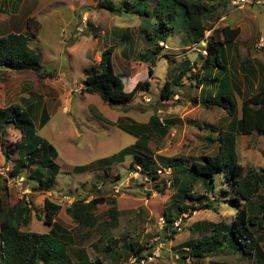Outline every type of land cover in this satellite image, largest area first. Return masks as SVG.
Here are the masks:
<instances>
[{"label":"rangeland","instance_id":"1","mask_svg":"<svg viewBox=\"0 0 264 264\" xmlns=\"http://www.w3.org/2000/svg\"><path fill=\"white\" fill-rule=\"evenodd\" d=\"M112 1L120 10L119 14L103 9L104 0H0L1 21L12 15L13 6L18 21L25 22L33 18V28L41 25L40 45L45 50L37 52L41 55L44 71L62 76L69 86L65 90V83L47 85L44 82L43 96L27 103L32 104L30 107L39 135L58 152L56 163L61 167V172L53 191L33 192L30 183L22 184L20 180L10 177L18 153L15 143L20 137L18 130L10 128L2 142L4 154L0 149L1 204L13 207L19 203H28L32 219L26 230L40 234L50 229L43 222L45 199L61 205L62 211L57 220L81 238L83 247L87 248L90 255H96L98 253H94L89 246L97 242L99 235L94 230L89 233V229L77 226L66 209L78 198L89 201L99 198L116 200L122 212L120 227L112 230L110 235L116 239L122 238V242L114 250L127 242V235L132 234L134 241L136 234H139L138 240L146 248L144 255L150 259L139 263L130 258L126 262L125 258L131 254L128 247L123 246L119 249L123 259L119 263L105 259L107 264H259L256 260H247L241 252L230 250L203 260L183 259L180 255L183 244L189 239L208 233L206 230H193L196 223L229 224L234 220L236 210L231 204L234 191L225 173L216 174L214 183L208 180V184L215 188L213 194L205 191L201 181H196L194 188L190 187L194 191L193 194L190 191L191 196L196 197L195 208L182 213V218L174 219L179 211L177 206H188L193 201L189 197L186 200L184 194H180L172 183L169 185L168 179L160 176L157 181H147L133 171L130 166L133 160L131 157L109 168L99 167L97 162L135 143L134 137L117 128L118 119H122L126 125H130V121L146 125L152 116H157L169 125V134L163 139L147 131V147L157 159L159 170L179 164L171 168L174 172L172 178H178L180 183L185 178L183 176L187 175L183 170L191 169L194 162H202L206 156L216 155L218 144L210 143L207 137L212 135L215 141L218 135L208 126L214 125L226 130L241 117L242 99L257 91L255 85L261 78L260 74L256 73L257 76L251 78L250 91L249 82L240 65H246L248 69L254 67L256 71L260 70L257 63L264 65V48L257 47L260 39L264 38V0H253V4L243 10L234 8L231 0H213L208 3V7L213 8L205 17V37H208L209 42L216 46L222 43L221 30L225 27L241 30L234 45L219 47V65L214 62L216 71H220L221 67L227 70L225 75L234 90L236 106L231 114L216 106L207 109L199 102L200 99H206L205 95L201 97V85L197 84V79L201 80L204 76L200 65L207 56L208 43L190 44L185 10L182 7H170L147 17L144 15L145 8L154 12L157 0L139 4L128 13L124 12L125 9L139 0ZM162 20L168 23L170 35L166 42L159 43L163 50L152 56L151 52L156 46L148 44L145 37L146 34H152L157 23ZM17 23L18 27L21 26ZM111 46H115V71L124 82L126 92H131L134 83L139 81H149L151 84L149 90L141 91L127 104L110 105L104 103L98 94L84 91L83 80L87 72H101L98 66L99 53ZM85 52L87 60L83 59ZM141 55L151 58L150 61H143L139 58ZM186 61H189L192 68L196 63L195 69L188 72L180 80L179 86L174 88L176 96L172 100L163 101L160 93L165 82L177 78L182 70L181 65ZM149 67L154 70L152 77L148 75ZM207 87L216 95L217 89L212 84ZM227 99L225 95L224 100ZM69 103L68 111L63 113L61 106ZM224 104L231 107L229 102ZM28 105L23 103L24 107ZM42 109L49 116V122L44 127L41 125ZM237 149L239 162L247 169H264V136H238ZM5 153L11 157L10 160H6ZM261 195H264L263 190ZM206 204L215 208L204 210ZM109 208L108 204L99 203L95 214L104 217L103 214ZM197 209L201 210L195 212ZM165 214L173 217V223L181 221L180 231L174 224L165 230ZM172 231H176L177 235L167 240L166 237ZM106 245L104 242L102 249Z\"/></svg>","mask_w":264,"mask_h":264},{"label":"trees","instance_id":"2","mask_svg":"<svg viewBox=\"0 0 264 264\" xmlns=\"http://www.w3.org/2000/svg\"><path fill=\"white\" fill-rule=\"evenodd\" d=\"M149 1L139 0L126 8L124 12L128 13L137 5L148 4ZM157 2L158 5L154 12L149 11L148 7L145 8V16L149 17L151 13L159 14L160 10L180 6L185 10L186 32L190 44H200L205 41V32L207 31L205 17L208 12H212L213 8L208 7V3L213 0H157ZM102 6L112 14L120 13L112 0H104ZM33 25H35L34 19L29 18L27 33H12L0 37V69L15 72L33 71L40 80L54 78L55 74L44 71L41 55L30 47L32 39L37 36L41 28L40 25L33 28ZM157 25L153 33L146 34L145 37L148 44L156 46L155 50L151 52L152 56H156L157 51L163 50V47H159V43L166 42L170 35V27L167 22L162 20ZM221 33L223 42L216 46L213 42L208 41L207 56L203 58L200 65L204 76L201 80L197 79V84L201 85V97L205 95L206 99H200L199 102L207 109L216 106L231 114L236 106L234 90L225 75L227 70L225 71V68L221 67L220 71H216L214 62L219 65L217 57L219 47L226 48L233 45L240 36L241 30L225 27ZM114 53L115 47L112 46L102 52L98 64L101 72L94 74L87 72L83 80L84 91L89 94H98L104 103L110 105L127 104L132 102L141 91L149 90L151 84L149 81H139L131 92H126L124 82L115 71ZM223 56L225 57L224 52ZM139 58L145 62L151 59L146 58V55H141ZM257 64L260 66V72L256 71L254 67L248 69L246 65L240 66L249 83L252 81L251 78L256 77L257 74H260L262 79L257 92L242 99L241 118L233 125H229L226 130L214 125L208 126L212 132H216L218 135V139L215 141L212 135L207 137L210 143L217 142V154L206 156L202 158V162H194L191 169L183 170L182 172L187 175L183 176L185 178H182L181 183L178 178L171 177L173 187L177 188L180 194H184L186 200L189 197L193 201L188 205L190 209L188 206H177L179 211L174 219L182 218V213L185 214L187 210L195 208L194 198L196 197L191 196V192L194 193L193 188L196 181H201L205 191L213 194L215 188L208 184V180L214 183L216 174L225 173L227 181L234 191V196L231 199V204L236 210L234 220L229 224L225 222L196 223L193 230H206L208 233L199 238H191L183 244V250L180 252L183 259L203 260L230 250L236 253L241 252V255L249 261L256 260L259 264H264V195H261L262 190L264 191V169L257 171L247 169L239 162L236 148L237 136L248 137L254 134L264 136V66L260 63ZM195 65L197 64L194 63L192 68L189 61H186L181 65L182 70L179 76L165 82L160 93L163 101L172 100L176 96L174 88L179 86L180 80L188 72L195 69ZM148 75L150 77L154 75L153 67L148 68ZM208 84H212L213 88L217 89L216 95L211 88L207 87ZM225 95L228 97L227 100H224ZM224 102H229L231 107L228 108ZM130 122V125H126L123 124L122 119H119L117 128L134 137L135 143L120 153L101 159L97 163L99 167L109 168L112 164L123 163L127 157H131L133 160L130 166L134 172L147 177V181H157L160 179L158 163L152 151L147 147L145 133L149 131L165 139L169 134V125L160 121L157 116H152L146 125ZM47 123L48 119L45 116L41 120L42 127ZM9 128L20 132V137L15 143L18 151L17 159L10 177L18 179L23 176L25 182L31 184L33 192L53 191L56 179L61 172V167L56 163L58 152L39 135L31 107L12 105L8 108H0V149L2 152V142ZM5 158L10 160L11 157L5 153ZM178 165L173 164L168 168ZM190 187L193 188L190 189ZM185 198L184 204L186 203ZM99 203H106L110 206L103 214L104 217L95 214ZM29 206L28 203L25 205L19 203L13 207H7L1 204L0 200V264H54L59 259L65 264L68 261L66 247L75 245L79 236H75V233L66 230L56 222L62 211V206L45 199L43 222L50 229L49 232L43 234L26 230L32 219V210ZM211 207L215 208L211 204H206L204 210H210ZM199 210L201 209H197L195 212ZM66 212L73 218L77 226L89 229V232L94 230L99 235V243L95 245L98 250L102 248L99 246L106 242L104 253L112 262L119 261L121 256L116 255L114 250L118 240L110 235L112 230L118 228L121 215L116 200L99 198L87 201L86 198H78L66 209ZM36 216L41 220L37 214ZM165 218V230L167 231L168 226H173L175 222L173 223L171 215L165 214ZM176 235L177 232L172 231L171 235L166 238L172 240ZM139 236L137 234L134 241L127 246L131 256L125 258L126 262L130 258H135L137 261L146 258L144 255L146 248L140 244ZM81 257L83 260L80 264H104L100 257L90 261L85 251H81ZM178 258L180 257L178 256Z\"/></svg>","mask_w":264,"mask_h":264},{"label":"crops","instance_id":"3","mask_svg":"<svg viewBox=\"0 0 264 264\" xmlns=\"http://www.w3.org/2000/svg\"><path fill=\"white\" fill-rule=\"evenodd\" d=\"M12 1L13 0H11V2ZM18 1L21 2L22 0H17V2ZM14 2H15V0H14ZM14 2L12 3V5H14ZM16 18H17L16 14H14L13 6H12V15L9 16V18L5 19L4 21L0 20V37L5 36V35H9V34H12V33H16V34H25V33H27V20L25 22H21V21H18ZM17 22H19L21 24V26L18 27V25H17L18 23ZM40 27H41V25H40ZM97 41H99V39ZM236 42H237V40L233 43V45ZM40 44H41V37L39 36V33H38L37 36L32 39V41L30 43V47L32 49L36 50V51L41 52V50H45V48H42V46ZM112 47H115V46H112ZM107 48H109V47H106L105 49H107ZM102 52L99 53V54L101 55ZM83 59L87 60V52L84 53ZM55 75H57V74H55ZM44 82L47 85H49L48 83H53L51 85H55V82L65 83L66 87L64 89L66 90V88L67 89L69 88V86L66 83V81L64 80V78L62 76H60V75H57L54 78H46L44 80H40V79H38L37 74L35 72H33V71L15 72V71L6 70V69H0V108H8V107H10L12 105H21V106H23V103L25 105H28L27 103H30L32 101V99H35V100L40 99L43 96V94H44L43 93V86L46 85V84H44ZM137 83H134V87L136 86ZM260 83H262V79L261 78L259 79V82H257V84L255 85L256 89H258V87H260ZM248 85H249L248 86L249 90L251 91L252 90V84L248 83ZM245 97H250V96H245ZM30 105H32V104H29L28 106H26V108L30 107ZM69 106H70V103L69 104H64L63 106H61L62 112L66 113L68 111V109H69ZM57 108H59V107H57ZM31 109H32V107H31ZM41 112L43 113L42 119L45 116H47V119H48V122H49V116L47 114L48 112L44 111L43 109L41 110ZM32 115H33V111H32ZM9 129H8V131H9ZM236 148H237V140H236ZM237 155H238V149H237ZM57 159H56V161H57ZM238 159H239V155H238ZM87 201H89V200H87ZM117 208H118V206H117ZM121 214H122V212H121ZM120 219H121V215L119 217V226L118 227H120ZM56 222L59 223L61 226H63L66 230L72 232L71 229H68L67 227H65L57 219H56ZM131 236H132V234L130 236L127 235V237H128L127 238L128 239L127 242H124V244L120 248L117 247V250H115L116 255L121 256V258L119 259L118 263L123 259V255H120L121 252L119 251V249H122L123 246H128L129 244H131V242L133 241V237H131ZM99 238L100 237H98V240H97L96 243H94L93 245L91 244L89 246V247L92 248L94 253H98V254L90 255V253L88 252L87 248L83 247L82 242H81L82 241L81 238L78 237L77 243L75 245L66 247V257H67L68 261L65 264H69V263H71V264H80L81 260H83L82 257H81V251H85V253L87 254L88 259L90 261L95 259L96 257H100L103 260L104 264H107V260H105V259H108L109 261H111V259L108 258L106 253H104L105 250L102 249L101 246H99L101 248L99 250L95 247V245L96 244L98 245V243H99ZM114 239H116V238L114 237ZM116 240H118V245H119V242H122V238L116 239ZM54 264H64V262L59 259V260L55 261Z\"/></svg>","mask_w":264,"mask_h":264},{"label":"built area","instance_id":"4","mask_svg":"<svg viewBox=\"0 0 264 264\" xmlns=\"http://www.w3.org/2000/svg\"><path fill=\"white\" fill-rule=\"evenodd\" d=\"M253 0H231V5L236 8V9H239V10H243L247 5H252ZM208 43V37H206L205 41H203V43ZM258 48H264V38H261L258 45H257ZM207 52V51H206ZM137 173V172H136ZM159 175L160 176H163L164 178L168 179V183L169 185L171 184V177L173 175V171L172 169L168 168V169H160L158 171ZM137 175H139V173H137ZM145 179L147 180V177H145ZM21 181L22 184H24L25 182V178L22 176V177H19L17 179V181ZM165 222V221H164ZM166 223V222H165ZM181 221H177L174 223V226L180 231L181 230ZM149 257V256H147ZM145 258V259H142L141 261H138L139 263H144V262H147L149 261L150 258ZM135 259V258H134ZM137 260L135 259L134 262H136Z\"/></svg>","mask_w":264,"mask_h":264},{"label":"clouds","instance_id":"5","mask_svg":"<svg viewBox=\"0 0 264 264\" xmlns=\"http://www.w3.org/2000/svg\"><path fill=\"white\" fill-rule=\"evenodd\" d=\"M171 169V168H170Z\"/></svg>","mask_w":264,"mask_h":264}]
</instances>
